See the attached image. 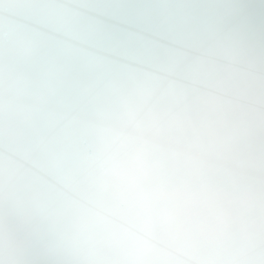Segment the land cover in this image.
Masks as SVG:
<instances>
[{"label":"clouds","instance_id":"clouds-1","mask_svg":"<svg viewBox=\"0 0 264 264\" xmlns=\"http://www.w3.org/2000/svg\"><path fill=\"white\" fill-rule=\"evenodd\" d=\"M0 264H264V0H0Z\"/></svg>","mask_w":264,"mask_h":264}]
</instances>
